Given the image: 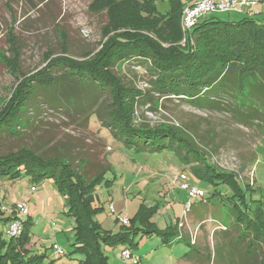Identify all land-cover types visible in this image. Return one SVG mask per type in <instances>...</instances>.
<instances>
[{
  "label": "rangeland",
  "instance_id": "1",
  "mask_svg": "<svg viewBox=\"0 0 264 264\" xmlns=\"http://www.w3.org/2000/svg\"><path fill=\"white\" fill-rule=\"evenodd\" d=\"M91 1L13 0L7 5L0 0V109L19 81L24 76L29 79L42 68L50 53L58 55L66 50L81 59L85 53L98 49L107 17L104 12L92 13L88 8ZM155 4L160 13L169 11V0H155ZM208 16L219 21L244 17L236 12ZM129 65L140 76L135 78L134 73L124 72V82L147 96L146 103L136 109L135 125L178 126L181 134L205 151L206 162L233 173L232 184L198 177L184 158L187 152L177 141L170 145L171 138L159 142L168 147L161 145L151 150L141 144H127L136 141L115 136L99 122L107 117L99 108L106 107L108 95L88 84H77L84 87L82 92L68 85L34 89L33 99L11 126L15 135L1 133L0 154L27 147L46 157L61 156L77 170L81 165L87 177L98 172L101 165L106 166L93 202V207L99 209L95 220L104 229L118 232L120 223L116 220L132 217L139 224L148 221L163 229L178 224V230L192 243L165 245L159 236L138 232L135 246L117 243L104 247L108 264H258L260 254L256 263L246 252L244 242L251 239L253 232L244 235L243 227L234 218L238 211L245 210L249 218L258 209L264 211L262 113L259 120L248 122L245 114L239 116L236 112L239 99L233 98L232 93L210 94L201 107L185 96L163 97L152 91L148 94L150 84L142 76L146 68L137 69L139 66L133 62ZM130 79L133 82H128ZM203 101L201 98L199 102ZM244 102L250 107L252 101ZM94 111L100 114V120L93 115L88 119ZM184 183L205 192L203 198L190 200L191 206L186 210ZM0 200L1 210L7 207L5 215H10L18 204H26L28 215L21 213L22 219L30 220L25 248L29 254L42 256L43 264H77L82 258L71 254L76 220L68 214L67 200L52 181L0 180ZM8 226V222L0 223V240L6 243L10 239ZM53 244L64 254L56 258ZM126 247L130 248L131 258L123 261L120 253Z\"/></svg>",
  "mask_w": 264,
  "mask_h": 264
},
{
  "label": "trees",
  "instance_id": "2",
  "mask_svg": "<svg viewBox=\"0 0 264 264\" xmlns=\"http://www.w3.org/2000/svg\"><path fill=\"white\" fill-rule=\"evenodd\" d=\"M12 1L5 0L7 5ZM169 4V11L162 14L157 10L155 0H92L89 10L95 14L104 12L107 17L98 49L85 53L81 59L70 56L66 50L58 55H47L45 65L29 79L24 76L0 109V135L2 132L15 135L11 126L33 99L34 89L68 85L72 90L76 86L82 92L84 87L77 84H88L108 95V106L99 108L107 117L99 122L115 136L136 141L127 144L136 147L141 144L151 150L161 148L159 142L171 138L170 145L177 141L187 152L184 158L198 177L232 184L233 173L206 162L205 151L181 134L178 126H136V109L146 103L147 96L125 83L122 75L127 72L134 73L135 78L140 76L139 71H133L129 65L133 62L138 68H146L142 76L150 84L151 90L146 89L148 94L152 91L163 97L185 96L190 103L200 107L209 100L210 94L232 93L233 98L239 99L236 111L239 116L245 114L250 122L259 120V113H262L264 125V17L260 18L262 12L255 17L244 16L231 21L214 20L208 16L184 35L180 17L186 4L181 0H169ZM201 98L203 102H199ZM245 99H251L250 107L245 104ZM92 115L98 120L101 118L94 111L88 119ZM162 146L168 147L166 144ZM64 160L61 156L46 157L20 146L17 150L0 154V180L28 178L32 183L53 182L67 200L68 214L76 220L71 254L81 255L77 264H108L104 247H114L117 243L135 246L134 237L138 232L159 236L165 245L179 241L192 245L178 230V224L163 229L148 221L139 224L132 217L127 224L116 220L120 223L118 232L104 229L95 220L99 209L93 207V202L96 185L101 183L106 166L101 165L98 172L87 177L79 165L81 161H78L77 170ZM16 215L14 209L10 215H5L0 206V223L4 224ZM234 220L243 227L244 235L253 232L250 240H243L246 252L256 263L260 254L258 264H264V211L256 210L251 218L245 210L238 211ZM22 221L20 236L10 237L8 243L0 240V264H43L42 256L29 254L25 248L30 220L24 218ZM124 249L130 251V248Z\"/></svg>",
  "mask_w": 264,
  "mask_h": 264
},
{
  "label": "built area",
  "instance_id": "3",
  "mask_svg": "<svg viewBox=\"0 0 264 264\" xmlns=\"http://www.w3.org/2000/svg\"><path fill=\"white\" fill-rule=\"evenodd\" d=\"M259 6H264V0H194L193 2L187 3L181 12L180 26L183 34L190 32L197 23L208 17V15L215 12H236L246 17H255L260 14ZM137 69H139L137 67ZM180 179L184 180L185 176L180 174ZM182 187L187 191L188 201L185 205V210L191 206L190 200L197 197L201 198L204 196V192L194 186L183 184ZM16 218L8 221L7 233L9 237H18L21 235L23 230L22 215H28V208L25 203H20L17 206ZM112 208V206H110ZM4 211H7V207H2ZM12 211V210H11ZM119 222L127 224L128 220L119 218ZM53 255L60 257L64 254L57 244L52 247ZM120 257L123 261H127L131 258V253L128 249H123L120 253Z\"/></svg>",
  "mask_w": 264,
  "mask_h": 264
},
{
  "label": "crops",
  "instance_id": "4",
  "mask_svg": "<svg viewBox=\"0 0 264 264\" xmlns=\"http://www.w3.org/2000/svg\"><path fill=\"white\" fill-rule=\"evenodd\" d=\"M259 10L262 12V14H264V6H259ZM106 230H110L114 232L113 229H106Z\"/></svg>",
  "mask_w": 264,
  "mask_h": 264
}]
</instances>
